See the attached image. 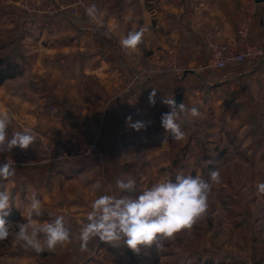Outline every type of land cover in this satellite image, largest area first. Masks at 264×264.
Segmentation results:
<instances>
[{
  "label": "rangeland",
  "instance_id": "obj_1",
  "mask_svg": "<svg viewBox=\"0 0 264 264\" xmlns=\"http://www.w3.org/2000/svg\"><path fill=\"white\" fill-rule=\"evenodd\" d=\"M79 1L97 6L96 0H35V5H38L35 12L29 9L34 8L33 0H0V68L6 67L9 62L18 64L15 70L17 76L0 84L1 109L8 110L12 116L10 133L29 128L36 134L33 145L27 149L17 147L10 153H0V159L6 156H34L45 142L69 148L76 137L90 139L93 132L99 131V154L95 158L77 165H20L15 167L14 177L0 181V188L11 192L14 197L12 209L18 210L23 219L19 222H24L23 214L32 193L36 191L38 176L43 180L47 178L48 171H73L72 177H64L57 183L58 189L51 194L53 199L43 206V215L38 218L43 223L56 215H63L71 232V242L58 245L54 251L36 253L19 245L14 246L13 236H10L0 241V264H88L89 261L95 264H264V195L258 194L256 189L258 183L264 182V99L261 104L251 102L246 105L238 92L225 90L223 84L219 86L217 83L225 70H209L197 74L199 77L188 78V84L183 87L187 97L183 103L189 109L196 107L201 116L181 124L185 132L183 140H175L162 127V114L170 109H153L147 140L151 145L150 156L103 172V187L100 190L77 177L81 166L100 160L102 155L101 130L89 124V114H83L80 108V77H74L71 69H67L66 73L60 61H57L59 72L56 75L35 77L32 69L35 63V35L43 30L35 29V19H88L85 8H81V14L76 17L66 12L51 16L47 12L49 8L58 9L61 5L79 4ZM177 53L183 67L193 61V58L186 60L181 52ZM165 54L166 51L164 60ZM163 63L160 67L165 69ZM184 76L172 77L182 80ZM71 79H75L74 84H71ZM35 80L45 85L50 83L56 90L53 93L49 91L50 104L45 111L41 109L39 124H35V108L29 100L35 98V91L23 94L18 89H34ZM21 98L27 101L25 108L16 106L15 99ZM37 168L41 170L40 175ZM217 169L221 174L219 184L209 177L210 171ZM177 174L200 175L211 184L209 208L191 230H182L174 239L162 241L164 246L160 250L153 245L134 253L124 244L114 246L100 241L98 237L89 243L87 251L80 250L79 227L86 222L91 202L99 195H119L115 190L117 179H135L138 188L135 195H138L160 181L169 178L174 181ZM109 186L112 193L106 191Z\"/></svg>",
  "mask_w": 264,
  "mask_h": 264
},
{
  "label": "crops",
  "instance_id": "obj_2",
  "mask_svg": "<svg viewBox=\"0 0 264 264\" xmlns=\"http://www.w3.org/2000/svg\"><path fill=\"white\" fill-rule=\"evenodd\" d=\"M96 1L97 7L106 13L102 28H96L86 18L70 21L65 19L61 21L62 17L52 21L35 19V29L43 30L35 35V63L32 69L35 77L56 75L59 72L57 61H60L66 73L67 69H71L74 77H80V108L83 114H89L90 121H93L89 124L99 127L102 133L101 159L87 162L80 167L79 173L77 172V177L80 176V179L88 182L86 184L89 186H93L98 180L101 182L103 172L116 170L115 166L124 165L137 158L144 160L151 155V145L149 141L147 142L150 136L148 126L152 122L153 109L168 107L161 102L162 98L174 97L176 101L177 95L180 94L183 96L181 103L185 102L187 97L183 87L188 84L189 77L199 76L196 73H187L182 80H175L170 76L166 69L160 67L167 49L181 52L186 60L193 58V61L204 63L208 56L205 34L217 29L222 39L234 38L241 13L249 9L254 11L252 40L264 48V2L256 4L255 0ZM137 19L139 26L150 25V31L145 34V43L139 45L140 51L128 54L120 47L119 38L129 29L138 27L134 23ZM60 35L62 37H59ZM135 77L138 79L132 91L127 92L126 84ZM221 77L217 84L219 86L223 84L224 89H228L229 92H238L244 104L250 105L251 102L261 104L263 101L264 62L256 67L245 65L225 70ZM35 81L34 89L32 87L18 89L23 94L35 91L33 95L35 98L29 100L32 101L31 106L35 108L33 118L35 124H39L41 109L45 111L46 106L50 104L48 93L50 90L52 93L56 90L50 83L45 85L41 81ZM70 82L74 84L75 79H71ZM153 89L156 90L154 105L149 102ZM24 99H15L17 108H25L24 104H27V101ZM1 102L0 109L3 106ZM137 122L144 125L139 131L131 126ZM39 168L37 170L40 175ZM72 172L48 171L47 180H41L38 176L35 193L43 206L53 199L51 194L58 189L57 183L64 177H72ZM88 264L95 263L89 261Z\"/></svg>",
  "mask_w": 264,
  "mask_h": 264
},
{
  "label": "clouds",
  "instance_id": "obj_3",
  "mask_svg": "<svg viewBox=\"0 0 264 264\" xmlns=\"http://www.w3.org/2000/svg\"><path fill=\"white\" fill-rule=\"evenodd\" d=\"M85 15L96 28L104 26L105 12L95 4L85 8ZM135 20L134 23L137 24ZM138 25V24H137ZM150 31V25L129 29L119 38L120 47L128 54L140 51L139 45ZM156 90L149 96L150 104H155ZM170 109L162 114V127L179 141L185 138L181 124L191 118H199L201 113L196 107L187 108L184 103L177 105L174 97L165 96L161 101ZM130 120V118H129ZM12 116L6 109H0V153L11 152L14 148L27 149L36 141L32 129L23 128L9 132ZM139 131L144 125L140 122L131 125ZM16 174L14 162L6 160L0 164V181H8ZM210 180L221 182L220 171L212 170ZM100 190L103 185L98 180L93 185ZM258 194L264 195V182L256 185ZM117 194L97 196L90 204L86 222L79 227L80 250L87 251L88 245L96 237L114 246L124 244L134 253L142 247L156 246L160 250L162 241L174 239L182 230H191L204 217L209 208L211 184L200 175L177 174L160 181L137 193V182L129 178L117 179ZM112 193L109 186L106 190ZM14 197L11 192L0 188V241L13 236V245L31 249L36 253L54 251L58 245L71 242L72 236L63 215H56L47 222H39L43 215V204L36 193H32L24 211V222L10 223L5 218L10 215Z\"/></svg>",
  "mask_w": 264,
  "mask_h": 264
},
{
  "label": "built area",
  "instance_id": "obj_4",
  "mask_svg": "<svg viewBox=\"0 0 264 264\" xmlns=\"http://www.w3.org/2000/svg\"><path fill=\"white\" fill-rule=\"evenodd\" d=\"M32 6L34 8L30 7L29 9L37 12L38 5H35V0H33ZM87 6L79 1V4L70 6L61 5L58 9L49 8L47 12L51 16H54L56 13L66 12L76 17L81 14V8H86ZM29 9L25 10L29 11ZM253 16V9L245 10L241 13L234 38L222 39L217 29L208 31L204 36L208 53L204 63L192 61L187 67H183L180 64L177 51L174 49L167 50L164 60L166 71L174 77L181 78L187 72L201 74L209 70L224 71L245 65L252 67L261 65L264 62V48L252 40ZM137 79L138 77L127 83V92L132 91ZM98 132H93L90 139L80 136L76 137L74 143L69 148L64 146L55 147L54 144L51 145L45 142L42 143L39 151L34 156L25 155L24 157L16 158L6 156L3 160L2 158L0 159V164H3L6 160H12L15 167L26 164L35 166L40 164L77 165L98 156Z\"/></svg>",
  "mask_w": 264,
  "mask_h": 264
},
{
  "label": "trees",
  "instance_id": "obj_5",
  "mask_svg": "<svg viewBox=\"0 0 264 264\" xmlns=\"http://www.w3.org/2000/svg\"><path fill=\"white\" fill-rule=\"evenodd\" d=\"M18 67L17 63L9 62L7 63L6 67L0 68V84H3L6 80L13 79L17 76V72H15L16 68ZM8 222L14 223L22 221V217L20 212L15 208L11 209L10 215L5 218Z\"/></svg>",
  "mask_w": 264,
  "mask_h": 264
},
{
  "label": "water",
  "instance_id": "obj_6",
  "mask_svg": "<svg viewBox=\"0 0 264 264\" xmlns=\"http://www.w3.org/2000/svg\"><path fill=\"white\" fill-rule=\"evenodd\" d=\"M255 2H256V4H260V3H263L264 0H255ZM182 98H183L182 95H180V94L177 95V97H176V103H177V104H180L181 101H182Z\"/></svg>",
  "mask_w": 264,
  "mask_h": 264
}]
</instances>
